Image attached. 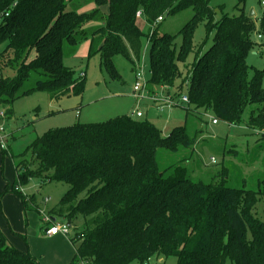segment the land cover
<instances>
[{"label": "trees", "instance_id": "obj_1", "mask_svg": "<svg viewBox=\"0 0 264 264\" xmlns=\"http://www.w3.org/2000/svg\"><path fill=\"white\" fill-rule=\"evenodd\" d=\"M70 1L0 0V13H9L0 25V109H6V115L16 99L35 91L50 98L81 96L84 77L65 67L63 57L66 48L72 54L83 38H90V53L100 54L105 72L119 80L113 57L138 60L141 54L139 10L151 43L148 89L169 91L180 77L177 63L189 51L195 25L203 16L211 18L209 0H92L95 7L89 13H80ZM244 2L237 0L238 16H224L213 25L210 46L186 66V79L168 96L178 100L185 85L186 114L209 113L228 125H239L246 108L256 105L260 109L250 113L247 128L264 137V70L245 62L253 47L264 50V12L256 26L242 10ZM262 3L259 0L264 7ZM186 9L193 16L178 35L157 34L158 18ZM89 22L100 26L82 32ZM193 143L183 126L162 134L149 120L130 115L77 123L32 143L30 161L15 167L17 180L11 190L26 213L33 199L17 186L27 179L67 185L46 213L50 222L45 227L60 217L70 224L68 230H75L68 264H144L155 255L174 257L177 264H264V223L254 213L258 201H264V177L254 192L227 187L224 172L218 176L222 181L193 182L178 168L187 160L159 170V149L176 152ZM34 209L40 214L37 206ZM0 264L39 263L28 251L13 248L0 229Z\"/></svg>", "mask_w": 264, "mask_h": 264}, {"label": "rangeland", "instance_id": "obj_2", "mask_svg": "<svg viewBox=\"0 0 264 264\" xmlns=\"http://www.w3.org/2000/svg\"><path fill=\"white\" fill-rule=\"evenodd\" d=\"M70 2L74 9L82 11L80 13H89L95 7L92 0ZM206 9L211 18L203 16L195 25L189 51L184 61L177 63L180 77L175 80L173 88L169 91L158 87H152L151 92L148 89L151 75V43L145 36L148 31L146 18L142 10H139L136 27L142 35L141 54L138 60L133 57L126 60L119 55L113 57L112 61L120 77L119 80L112 79L105 72L100 64V54L90 53V38H83L72 54H69L71 48H66L63 57L65 67L70 68L76 76L84 77V90L81 96L62 95L50 98L46 92L35 91L16 99L12 104L10 116L5 114L6 109H0V113L5 116L0 117L1 137L4 139L5 147L0 148V229L13 248L28 251L39 264H53L56 255L72 254L73 247L69 239L74 237L75 230L67 229V235L59 233L54 237H47L41 215L59 202L66 192L67 185L30 178L24 184L17 186V191L24 197L35 199L40 214L34 211L24 214L21 202L11 188L17 180L15 167L21 161H30V146L34 141L49 132L77 123L97 124L123 115H130L135 119L134 113L139 111L142 114L141 119L152 122L162 134H168L173 128L183 126L187 137L194 139L193 145L191 148H179L176 152L159 149L157 165L160 171L181 160H187L179 163L178 168L184 171L186 175L184 177L193 182L200 181L207 184L222 181L218 176H222L224 172V182L227 187L244 188L254 192L257 190L258 182L264 177V137L259 136L255 130H248L247 122L250 113L256 111L258 106L246 108L239 125H228L223 122L213 125L211 114L201 111L186 114L185 105L165 107L162 111L157 109L162 104L159 101L167 95H174L186 79L188 75L186 66L197 54L201 55V52L203 53L210 46L214 32L213 25L224 16L236 17L240 14L237 0H209ZM101 10L105 12L106 7ZM242 10L247 16L252 11L251 19L258 26V19L264 12L259 0H245ZM192 16L191 9L164 16L158 23L157 34L178 35L182 26ZM99 26V22H89L81 31L87 32ZM253 40L259 43L256 37H253ZM175 42L179 49V36ZM3 48L4 45L0 44V52ZM93 49H96V43ZM245 62L252 69L264 70V50L259 46L253 47ZM136 70L142 72L144 80L142 98L138 99L132 92ZM251 75L250 70L249 77ZM32 80L29 81V85L33 86L35 78ZM262 87L264 89V76ZM182 92L186 93L185 85L182 87ZM254 213L264 223L262 199L258 201ZM54 224L61 226L66 223L62 218L57 217ZM49 226L47 225L46 228ZM249 239L250 234L247 229L246 240ZM130 264L139 263L133 261ZM144 264H177V260L174 257L165 258L155 255ZM225 264L233 263L226 261Z\"/></svg>", "mask_w": 264, "mask_h": 264}, {"label": "built area", "instance_id": "obj_3", "mask_svg": "<svg viewBox=\"0 0 264 264\" xmlns=\"http://www.w3.org/2000/svg\"><path fill=\"white\" fill-rule=\"evenodd\" d=\"M262 5H264V3H262ZM8 16H9L8 12L0 13V25L2 24L4 19L7 18ZM136 16H139V12H137ZM161 21H162V18H158L156 21V24L160 23ZM143 87H144L143 74L140 70H136L134 72V85L132 87V92L134 93V96L136 97V99L142 98L141 93L143 91ZM159 102H161L162 104L160 106H158L157 109L159 111H162L165 107L174 108L178 104H180L181 106L186 105L188 103V97L185 94H183L180 98H178V100H175L172 97L167 95L166 97H164V99L160 100ZM0 117H2V118L4 117L3 113H0ZM134 117L141 118L142 114L139 111H136L134 113ZM211 123L213 125H215V124H217V121L215 119L211 118ZM1 133H2V130L0 129V148L3 149L5 147H4V143H3L4 139L1 137ZM212 162H214V161L212 160ZM41 215H42V222L44 224L45 223L48 224L50 222L48 215L46 213H44V215H43V213H41ZM68 228L69 227H67L66 224L61 225V226L52 224L45 230V234L48 236H56L59 233L67 235V229Z\"/></svg>", "mask_w": 264, "mask_h": 264}, {"label": "crops", "instance_id": "obj_4", "mask_svg": "<svg viewBox=\"0 0 264 264\" xmlns=\"http://www.w3.org/2000/svg\"><path fill=\"white\" fill-rule=\"evenodd\" d=\"M5 117V116H4ZM218 124V123H217ZM217 124H215V125H217ZM15 172H16V170H15ZM22 205V204H21ZM34 206H37L36 205V203H35V199L33 198V200H32V204H30V208L32 209V210H28V211H26V213L27 212H29V211H34V212H37V210H35L34 209ZM38 207V206H37ZM22 209H23V207H22ZM24 211V210H23ZM25 212H24V214H26ZM38 213V212H37ZM39 214V213H38ZM43 223V222H42ZM44 227H45V224H44ZM46 228V227H45ZM48 228V227H47ZM44 233H45V231H44ZM46 235V234H45ZM47 237H54V236H48V235H46ZM72 257H73V250H72V254H68V255H56L55 256V259H54V263L53 264H68L69 262H70V260L72 259ZM79 264H83V263H79Z\"/></svg>", "mask_w": 264, "mask_h": 264}, {"label": "water", "instance_id": "obj_5", "mask_svg": "<svg viewBox=\"0 0 264 264\" xmlns=\"http://www.w3.org/2000/svg\"><path fill=\"white\" fill-rule=\"evenodd\" d=\"M252 15H253V12H252V11H250V12H249V14H248V17H250V18H251V16H252ZM66 226H67V227H69V226H70V224L67 222V223H66Z\"/></svg>", "mask_w": 264, "mask_h": 264}]
</instances>
